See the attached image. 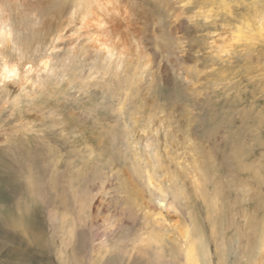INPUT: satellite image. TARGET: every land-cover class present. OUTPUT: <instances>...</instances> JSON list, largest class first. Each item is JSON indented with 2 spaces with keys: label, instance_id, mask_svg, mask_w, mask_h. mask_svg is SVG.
<instances>
[{
  "label": "rangeland",
  "instance_id": "obj_1",
  "mask_svg": "<svg viewBox=\"0 0 264 264\" xmlns=\"http://www.w3.org/2000/svg\"><path fill=\"white\" fill-rule=\"evenodd\" d=\"M1 21L0 264H182L184 227L200 264H264V0H0Z\"/></svg>",
  "mask_w": 264,
  "mask_h": 264
},
{
  "label": "bare ground",
  "instance_id": "obj_2",
  "mask_svg": "<svg viewBox=\"0 0 264 264\" xmlns=\"http://www.w3.org/2000/svg\"><path fill=\"white\" fill-rule=\"evenodd\" d=\"M104 8H106V6ZM119 25L120 24H118L117 27ZM5 27H6V22L1 21L0 22V37L6 35ZM119 29H121V28H119ZM130 34H131V32H130ZM243 35H244V33L242 31V28H240L237 37H241ZM129 36L132 38L131 35H129ZM131 38L127 37V39H131ZM135 47H136V44H135ZM158 191H159L161 197H164V194L161 191V189H158ZM142 207H143V209H145L147 207V205L143 203ZM145 213H146V217L152 215V213L150 211H148V210ZM154 228H152V232L151 233L149 232L150 233L149 235H147L146 237L144 236L145 238H142V239L139 240L138 249L141 250L140 253H142V255H149V257L152 256V258L153 257L161 258L162 255H161V253H159L160 249H162L163 244H167V243L170 244L171 241H170V237H167L166 240H165V238L163 237V234L162 233L160 234V232L157 231ZM198 232H200V231H198ZM198 232H195V233L193 232L192 233L189 228L184 227V228L181 229V232H180V236L183 239V244L181 245V247H179L180 245L178 246L176 244L175 245H173L172 243L170 244V248L171 247L174 248L173 251H175V249L181 250V252H182L181 253L182 254L181 257L183 258V263L182 264H200L201 262L207 261V259H208V251H207V249L208 248L205 247L204 241H203V239L201 237V235H203V234H201L202 231L199 234H196ZM191 233H192V235H191ZM178 256H180V254Z\"/></svg>",
  "mask_w": 264,
  "mask_h": 264
}]
</instances>
